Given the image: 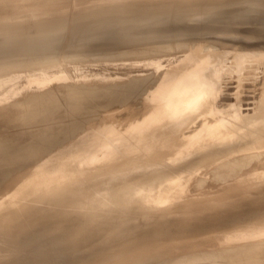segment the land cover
Masks as SVG:
<instances>
[{
    "label": "rangeland",
    "instance_id": "obj_1",
    "mask_svg": "<svg viewBox=\"0 0 264 264\" xmlns=\"http://www.w3.org/2000/svg\"><path fill=\"white\" fill-rule=\"evenodd\" d=\"M6 1H9V4ZM6 1L0 0V83H1L0 89H2L1 88L2 85H3L2 86L3 89L6 87L0 93V114H1L0 115V127H1L0 128V133H1L0 138L3 137L2 136L3 133H4L3 134L4 136H10V135L13 136V134H15L14 136L16 138L19 136V138H17L19 141L16 139L18 141L17 143L21 144V140L23 138L24 139L22 141L27 142V140H29L31 136L33 137L36 133H38V131L39 132L41 131L40 129L38 130V128L40 127L39 124L42 126L40 127L42 128V130H44L46 126H50V125H52V129L53 127L55 128L54 125H56L58 121L61 123L57 124L59 126L55 128L56 130L57 128L64 126L65 122L68 123L69 125L71 122V118H72V117L70 118V116L73 114L72 109L73 108L75 109V107H77L78 105L80 106L81 102L82 104H84L86 103V101L87 102L90 101L89 102L90 104L91 101L97 99V96H98L97 101L98 102L101 101L100 100V98H102L101 95L103 93L110 92L111 91L110 89L113 88V87L112 88L108 87L111 82L113 83L115 80L118 81V82H115L114 84L112 83L110 84L111 86L112 85L114 86L115 84L119 83V80L120 81L122 80L125 83H123L122 81L121 83L127 86V83L129 82L128 80L129 79L131 80L132 78L130 77L131 75H133V77H136V79L134 78L135 80L133 78L132 79L135 81L134 85L137 84L138 86V83H136L137 78L138 80H142L145 74V79H143V80H146V82L144 81L145 84L151 78L155 81L154 83L152 80L148 81V83L149 82H152V83L147 84L149 85V86L146 85L147 87L144 85L146 89H144L142 85L143 82L140 84L142 85L140 86L141 89L139 86H138V89L137 87L133 85L132 87H129L131 86L130 85L131 83H128L129 86L125 87L127 89L128 88L130 89L128 90L131 92L129 94H131L130 96H132V98L134 97L135 99L137 97L141 99V96L143 95V92H144V95H143L144 100L141 99L139 101L141 102V104L137 101L138 98L136 99L138 103L134 101L135 99L130 100L131 97L129 98L128 96L127 97L129 99H127L126 97L121 98V96L122 97L124 96V92L126 91L125 89V91L122 93V90H120L121 92L118 90L119 87H122L121 83H119L118 85L119 87L116 85L117 89L116 88L112 89L114 92L117 90L118 91L117 94L119 92L122 94V95L120 93L118 94L120 95L119 97L120 99L118 98L117 94L113 98L114 94L112 93H111L112 96L110 95L112 98L107 97L106 95H109L107 93L105 96L103 94V97H107L109 99L102 98V100L105 99L104 100L105 103H108L109 101L110 107L112 106L111 109H115L114 106H116V110H113L114 112L117 111L115 112L116 114L112 113L113 111L110 108L109 109L107 108L109 105L106 104L107 106L103 107L102 104H100L102 102H100L99 104L103 108H101V106L98 107L97 101L95 102L96 105L94 104V101L92 102L94 104L93 106L98 108L99 111L96 108H94L92 105L89 108L87 107L89 106V104L88 105L86 104L87 106L84 104L85 109L89 108L88 111L92 112L93 108L94 110L96 109L95 111H93L94 113L88 114L89 122L88 121H86L87 123L85 122V120H88L86 119L87 117L83 119L84 122L88 125V127L91 126L90 122H93V123H102L103 126L101 127L102 125L101 124L100 127L103 128L105 121L106 122L111 121L110 124L106 123L105 127L107 126V128L105 127L103 128V130H105L104 132H101L102 129L99 128V125L98 126L97 124L93 125L92 123V126H95V129L98 127L97 128L98 137H97L96 131L94 132V127L91 126L93 131L90 128L88 130L89 131L91 130L92 132L90 133L91 134L93 133L94 135L92 134L93 135L92 136L91 134H89V131L86 137L84 134V137L89 141V143L93 142V145L91 143L90 147L96 146L95 143L98 144L100 139H101V142L104 139L107 140L109 137L107 138L106 136H109V135L113 136L115 133L122 134V135L124 133L129 138L127 134V131L129 130V124H127L129 123L128 117L130 116L131 118L137 115L138 118L134 117L133 120L140 119L138 116L139 113L138 112L137 114L132 113V110L134 109L135 111L136 110L140 111L139 109L141 107L139 108V106L143 105L142 101H144L143 106L145 109H146L145 106L147 105L148 107H150V104L157 105V104L162 103V100H161L162 98L155 99L154 101L150 100L154 94H155L154 96L158 95L156 92L158 91L160 85L161 86L168 85L171 82L170 80H172L171 76L177 73L179 69H182L184 67H191V66H192L191 68L201 67V68H205V71L209 69V72L211 73L213 71H215V73H218L219 77L218 79H216L214 83V91L212 92L211 99L213 101V104L217 107L219 111H221L222 114L227 115L229 113H232L233 110H235L236 108L237 109L239 108L241 116L249 117V116L256 114L259 110L258 109L259 104L261 102L262 97L264 96V93H263L264 92V88H263L264 82H262L264 81V0H69V1L56 0V2L58 1L57 3L49 4V5L47 1H50V0H47V1L45 0V2L44 0L43 1H40V0L38 1L37 0L36 1L35 0H20V1L19 0L17 1L16 0H6ZM5 2L7 3V5ZM148 3H153V5L146 6V4ZM14 6L15 8L17 6L18 8L16 9L10 8ZM68 6L71 8H69ZM111 6H122V8L118 10L108 9ZM8 14H12V15H8ZM82 18H85V20H79ZM61 20L66 21L64 23L65 27L64 29L60 28V30H58V27L61 26L59 24ZM98 21H102L103 24L98 26V28H96L95 31H93L92 33H89V31L93 29L92 25ZM46 22H48L47 27H49V30L52 31L51 33L53 34L51 38H56V39L48 40L44 43L39 42V43H33L31 45H28L27 44L28 38L39 37L40 36L39 33L41 32V29H42L41 25ZM21 29H26L27 35L15 37L12 39H7L5 37L8 32L15 31V30H21ZM164 55L166 56L164 57ZM237 55H244L246 57L245 61H243L245 68L242 69V71L241 69H239V71H236V68L238 67V64H236V61H235ZM217 59L219 60L217 61ZM64 61L65 63H63ZM109 62H112L110 64H112L113 68L110 66ZM119 62L122 64L120 65ZM91 63L95 64L96 68H98L99 66V69L95 70L96 69L95 68L92 70V67L94 68L95 66L92 65ZM126 63L129 65L131 63L130 66L129 65L124 66L125 70H127L126 72L127 73H129L128 71L134 72L132 74L131 72L129 73V76H128L129 79L128 77H126L127 73L124 72L125 70L123 69L124 68L123 65H126ZM198 63L200 64L199 66H198ZM60 64H62L61 67L58 66ZM85 64L87 65L91 64L92 67L90 65V66H87L88 67L87 68ZM73 65H74V68L72 67ZM106 65L110 66L112 69L110 67L105 68L107 67ZM119 65L121 67H119ZM46 66H48L51 70L49 68H46ZM41 67H44V68H41ZM103 67L106 70L108 69L109 71L111 69V72L116 67L115 70L119 68V71L114 70L115 72L113 71L114 73L112 72V74H110L108 73L109 71L107 70V72L105 71L106 73L104 74L103 70L105 69ZM130 67H131V70L129 69ZM39 68L41 70H39ZM61 68L62 69L64 68V69L62 70ZM69 68H71V71ZM76 68L79 70L76 71ZM82 68L83 70H81ZM37 69H38L39 74L37 73ZM48 69L50 71H47ZM60 69L62 72L58 71ZM65 69H67L68 72ZM72 69H75V70H72ZM86 69L87 71H85ZM19 70L21 72H18ZM22 70H24V72ZM42 70L44 71V73L42 72ZM80 70L83 72H81ZM94 70L96 71L97 74L95 73ZM134 70L137 71V75L139 72L140 73L142 72V74L139 73L140 75L136 76L135 74L136 72ZM30 71H33V72L30 73ZM46 71H47V74L54 73V72L56 74L54 73L55 76H53L54 74L53 75L50 74V76L48 77V75L46 74ZM122 71L124 72L125 75L122 73ZM153 71L155 75L153 74ZM70 72L74 73L73 77H72V73ZM75 72H77L79 76L77 73L75 74ZM99 72H102V73H99ZM117 72H119V74L121 73L122 74L119 75L117 74ZM147 73L148 74L152 73V74L148 75ZM43 74H45L47 77L44 76ZM108 74H109V79H108ZM24 75H26L25 76L26 78L23 77ZM112 75H115L114 76L115 78L120 77L121 79L119 78L118 80L117 79L114 80V77H112ZM147 75L148 77H146ZM102 76L105 78L107 77V79H104ZM154 76L156 77V79L160 77L159 80L158 81L155 80ZM20 77H21V80H20ZM99 77L100 79L101 78L103 79V80L101 79L103 82H101L100 79L98 80ZM139 77L140 78L143 77V78L140 79ZM16 78H18L17 81L19 82L16 81ZM29 78H30V81L32 82L30 81L28 82ZM34 78H35V81H34ZM80 78L82 80H80ZM87 78L91 79L90 81L93 80L92 83H90ZM147 78L149 79L147 80ZM75 79H77L78 82L75 81ZM96 79H97V82H96ZM110 79L112 81L107 83L108 81H110ZM10 80H11V84L9 85ZM13 80H15L16 82ZM72 80L73 82L74 81L76 82V85L74 84L75 82L73 83L74 86L66 83V81L70 83V81L72 82ZM12 81L14 83H12ZM99 81L100 83H103L102 85L107 84L106 87L104 86L105 92L103 93L101 92L103 90V86L100 84L99 87H97L99 84ZM134 81H130V82H134ZM2 82L6 84L7 86H5ZM49 82L51 84L53 82V84L51 85ZM55 82L57 83L56 88H55V90L57 89L56 93L57 95L61 96V97L59 96L60 98L59 97L57 98V95H56V100L58 102L57 105L59 104V102L60 104L63 102L65 106H68L66 105V104H70L67 102L68 98L73 99L74 97L78 96L76 100L69 99V102H71L72 100L71 104L76 101V104L74 103V105H72L73 108L70 107L71 104L68 106V109L66 108L67 110H69V108H72L70 109L71 111L69 112L65 111L64 109L65 106L61 107L60 104L59 106H57V108L55 107L56 109L59 108L60 110L62 108L61 114H58L60 116V119L59 117H57L58 119L55 118L58 113V112L56 113V111H58L56 109H55L56 110L55 113L53 112L56 115H50L52 114V112H50L51 109L46 111V113H48L49 111V114H46L43 111L40 112L41 114L45 113L47 115V116L45 114L43 115V117L45 116L44 117L45 119L42 117L44 122L46 121L48 115H50L52 118L55 116L53 119L48 118L49 120L51 119L54 121L50 120L51 122L49 123V120H48L47 122L49 124L45 122L47 123V125L44 124L43 120H41L40 113H39L40 115H37V118L34 117L35 121L31 119V120H28L29 122L31 121L30 123L25 122V121H20L21 123L17 122L20 125L17 123H12V124L8 123L9 120L6 118L8 120L7 121L5 118H3L5 117V115H8V114H14V115L19 116V114L23 113L20 110L21 108L20 105H23L24 101L20 100L21 99L20 95L23 92H25V90L27 93V94L25 93L27 95V99H31L28 97H32V96L35 97L38 94L39 91L36 90L37 87H38L37 89H39L40 91L46 88L48 93L49 92L51 93L52 91L55 92L53 88V86L55 87V84H56ZM62 82L65 83L64 86L67 85L68 88H71L70 86L73 87L71 88V91H69L70 89L68 90L67 87L65 86V88L69 92H71V95H69L70 93L69 94L66 93L67 90L65 91V94L67 95L65 94L61 95L64 93V92L61 93L62 90L64 91L63 89L64 86L63 84H61ZM81 82L82 83L86 82V85H88L89 83L90 84L89 87L91 91L94 90L95 88L98 89L102 86L101 91H100L101 88L98 89L101 93L97 91L98 93H95L96 94L95 95L93 92L88 91L86 94L87 97H85L84 96L85 94H83L82 92H81L82 94L78 92L79 90H82V89H83L82 91L86 92L87 90H89L88 89L89 87L84 84L86 86L85 87L86 90H85L84 85ZM94 82L98 84L93 85ZM58 83H60L59 86H58ZM77 83L82 84L83 86L82 85L79 86L77 85ZM45 84H48V85H46L45 87ZM206 84L208 83L206 82ZM50 85L53 88L52 91H51ZM32 86L35 87L33 88L35 91L31 88ZM43 86L45 88H42ZM148 87L150 88L147 89ZM28 88L31 91H29ZM106 88H108L110 91H107ZM74 89L76 93H73ZM133 89H134L133 93L135 92V89H137L138 91L141 90L138 93L136 90L135 92L136 97L135 95L134 96L132 95ZM58 90H61V92ZM28 91L31 94L28 93ZM47 91L43 90L41 93L39 92V94L44 96L43 92L47 93ZM128 91L125 92V95L127 94ZM145 91L147 95L145 94ZM17 93L20 94L19 97L17 96L18 95ZM90 93L91 94L93 93L96 98L93 97L94 96L93 94L90 95ZM25 94L23 93L21 95V97L23 96L22 98L23 100L26 98V96H24ZM72 94L74 95L76 94V96ZM79 95H80V98L83 97L86 100L84 99L83 101L82 100L83 98H82L81 99L82 101H79L80 100ZM13 97L14 98L18 97V98L12 99ZM88 97H91L92 99ZM115 98H116V102H120V103L123 102V105L126 102L121 101V100L126 98L127 105L125 104L124 105L125 107H124L122 104H119V103L117 104L114 101ZM77 99H79L78 103H77ZM110 99L111 101L113 99V101L117 105L113 104L114 103L113 101L112 103H110L111 102ZM145 99L148 103L149 102L150 103L146 105L147 102L145 101ZM11 100L13 101L11 102ZM16 100L17 102L20 100L21 103L18 102V104H16L17 103ZM63 100L64 101L66 100L67 103L64 102ZM128 100H130L131 102L134 101L135 103L133 102L131 104L130 102V105H129ZM104 101H103V104H105ZM14 102L15 104H11ZM84 105H81V106L84 107ZM118 106H120L121 109ZM128 106L129 108L126 109V107ZM130 106L131 108L133 107V109H131ZM122 107H124V109L126 110L129 109L128 110L129 112L131 111V115L126 114L127 119H125L126 111L123 110ZM16 108H18V111ZM104 109L106 112L104 111ZM53 110L54 109L52 108V111ZM110 110L111 112H109ZM122 110L125 112L123 113ZM64 111L68 113H72V114L67 113L68 115H65L66 113H64ZM75 111L76 110H74V112ZM118 111L122 113H118ZM96 112L97 114L101 112L103 113L98 114L99 116L96 114L97 117H94L96 116L95 115ZM109 113L111 116H113V118L112 117L110 118L112 120L108 118L110 116H107V118L105 119L106 114H109ZM63 114L65 115L64 117L65 119H68V116L70 119L64 120V118L62 117ZM114 114L117 116L119 114L120 115L118 117L117 116L114 117ZM91 115H94V116H91ZM22 116H24V113L22 114ZM38 116L40 117V119ZM90 117H91V120H90ZM115 118H118L116 119L117 121L115 120ZM122 118H124V120H126L127 123H125L126 121H124ZM2 119L5 120V122ZM36 119L38 120V122L40 120L42 122L40 121L39 123H37ZM95 119H98L99 122H97ZM194 119L185 121L183 123L182 121H178L177 122L178 127H176L174 121H170V123H167L164 127H162L163 129L162 132L168 131V133L166 132L168 134V137L170 136L169 130L174 131L178 135L177 136L174 132L173 133L170 132L171 134H173L170 137L172 136L175 137L174 135H176V139L174 138V141L172 140L173 143L175 142L176 144L177 142L179 143V141H181L180 145H182V141H183L184 145H182L183 147H181L177 143L180 146V149H178L179 147L175 146V144L172 145L173 143L171 144L170 142L168 143V145L174 146L175 149L176 148L178 149V151H176L172 147L176 155H174L173 153L174 151L172 152L173 154L169 152L172 156H175V157H172L171 159L170 158L171 155L169 153H165L166 151H164V153L166 154L165 155L162 152V149H163L162 147H164V149L167 150V148H171V146L170 147L164 146L167 144L165 142H162V143H165L163 145L161 144L162 147L161 145L157 144L158 147L160 146L161 150H156L157 147H155L156 148L155 153H153L152 155L155 156L156 151H158L157 153L161 151L160 152L161 154H158V158H159V159L157 158L158 160L156 159L157 154L155 158H153V156L151 155L152 161L154 163L151 160L150 161L148 160L147 162L146 160L147 158L145 157L147 155L146 153H145V156H143L144 154H142V156L146 159L143 158V160H140L141 157L139 158L137 156H134L135 157L134 159H136L134 161L132 158L133 155L129 154L132 156L130 157L127 154V152H124L123 151L124 149L120 147L122 151H120L119 154L118 153L117 154L121 157H122V154H123V157H125L124 154H126L127 156L123 158L125 162H121L118 165L116 162L119 161L117 160L119 157L116 154V152H115L116 156L111 157L114 154H112L109 149H112L113 146H115L114 144H111V143L103 147L96 146L95 147L96 149L90 148L92 151L94 150L93 152L90 151V149L87 150L88 146L87 147L86 145L83 146L84 144L82 145L83 147L79 146L82 148V150L85 147L86 149L84 150H86L87 152L90 151L88 152L89 156L90 155L92 156L88 158L87 156L88 153L86 154V151H85L83 156L86 155V157L84 158L81 155V152L83 153L84 150L81 151L80 150L81 148L78 147L81 152L78 151L76 145L74 144L75 142H77L76 140H78V138L82 134L75 133L76 135H72L75 139L74 141H73V138H70L72 136H69L68 134L69 136L68 138L70 140H67L66 142L65 141L59 142V140H63L62 136H64V138L65 137L67 138V136L61 135V131H60V134H59L61 137L60 139L58 135L59 133L58 130L60 129H58L57 132H55V129H53L52 132L53 133L55 132L53 134V137L54 139L57 138L56 141L58 140L57 142L54 140L56 143L60 144L62 142L64 144L62 145L61 143L62 148L64 146L66 147V145H68L69 147H72L71 145L73 144V146L75 147V149H73V152L76 154L73 156L75 157L79 153L78 154L79 156L75 157L74 159V157L71 155L73 154V152H71V150H67L71 148L67 146L68 148L66 150L68 152L66 150L65 152L64 151L65 148L62 150V148L58 146V144L56 146L59 147L60 150H62L61 152L57 148L54 149L56 152H54V150L50 151V154L52 155V157L54 155L56 156L58 151H59L58 155L62 157L65 154L64 157L70 158V160H68L67 158L64 159V157L63 158L60 157L59 162L61 163L62 160L63 161L65 160L64 161L65 163H67L66 161H68L69 165H71L72 167L74 165V167H76L74 169V172H75L74 173L73 170L71 171L72 168L71 167L67 168V166L69 165H66V168L68 169V171L70 170L72 173L71 174L70 171L68 172L66 170L68 173H70L68 174V176L79 178L78 181L73 185L76 191L74 194L67 193L63 195H46L40 198L41 200L37 201L36 203H32L33 205H30L31 207L30 210L34 209L33 212L35 213H31L32 211H30V213L26 211L27 212V214L25 212L26 215L22 213V215L25 216L24 218H22V215L19 216L20 218H19L18 223L16 221L14 223L8 224L5 227H0V264H46V263L47 264H170V263L171 264L173 263L174 264H226L228 261L229 263L227 264H234L235 261L236 263L238 262V264L240 263L245 264V262H239V261L249 260L250 257H255V258L260 257L263 260L261 261V263L264 264V259H263L264 255L258 256L257 254V256L256 255L253 256L254 254L252 255V253L247 252V250L249 251L252 250L254 246L252 244L253 243L255 244L256 241L259 242L257 243L258 246H261L258 248L256 244L255 245L256 249L262 248V250L264 251L263 249L264 247L263 246L264 245V190H263L264 188V167H263L264 166L263 165L264 164V148H246V147H249L248 145L243 146V147H241L240 145L237 147L230 148L229 144L232 145L234 143L235 138H233V141L232 142L230 141V143H226L227 141H225L224 143L222 141V145H221V142L218 141L217 145H214L212 147H207L206 148L207 151L202 150L199 153H193V154L186 155V153H184L185 150L188 148V145L190 144V142L193 141V138L196 135V133L201 129L199 118L198 119L194 118ZM118 120L127 124L126 129L123 128V126L120 127L122 123L120 122L121 124H119ZM32 121H34L33 124H32ZM55 121L57 123H55ZM63 121L65 122L62 124ZM113 121L114 122L116 121L115 123H117V126H114L115 130H112L113 128L112 129L108 128V126H110ZM84 122L82 123L85 124ZM41 123H43L45 126H43V124ZM36 124L38 126H34ZM6 125H9V127H7ZM21 125L22 127L24 125V127L22 128ZM25 125H28V126L32 125V127L36 129L35 132L34 130H31L32 127L29 129V127H26ZM13 126H15V128ZM118 126L120 127L121 130L118 128ZM10 127L12 129L11 131H10ZM184 127L185 128L187 127V129H185ZM21 128L24 130H22ZM26 128H28L29 132H31L30 134L28 130H26ZM108 129H111V130L109 131ZM116 129L117 131L119 130L120 132L118 133ZM123 129H125L126 131ZM242 129L238 130V133H243ZM122 130H123V133H121ZM18 131L19 133L23 131L25 133L24 134L22 132L24 136L27 133L28 139L27 137H24V136L22 137L21 135L22 133L19 134L17 133ZM106 131L109 135H107V133L104 134V136L106 135L105 136L106 138L103 139L102 133H105ZM186 131H188V133ZM32 132H34L35 134ZM183 132H186L187 134ZM180 133L182 136L180 135ZM261 133L262 132L258 131V132H254L250 134L247 137H242L240 139V142H238L237 144L244 145V143H247V140L248 142L250 141V142L256 143V141L263 139L262 137H264V133L262 134ZM95 134H96V141L94 139ZM183 134L186 136L184 137ZM188 134H189V137H187ZM99 135L101 136V138ZM75 136L76 137L78 136V137L76 138ZM90 136H92L93 139ZM114 137L115 135L113 136V138ZM80 138H83V135ZM98 138L100 139L98 140ZM128 138L124 136V139H128ZM187 138L188 140H186ZM251 138H253L254 140ZM30 140H32V138ZM70 141H72L73 143H71ZM88 141L86 142L87 145L89 144ZM185 141H187L188 143L186 142L187 143L186 144ZM67 142L69 143L67 144ZM17 143L11 146L12 147L10 148L11 153L14 152V150L18 151L20 149L21 145ZM213 144H215V141H213ZM234 144L237 145L236 143ZM107 146L108 147L110 146L111 148H108ZM190 146L191 145H189V147ZM105 147H107L106 148L107 150H105V154H107L106 151H108V154H107L108 159L106 158V155L104 154L100 155L102 151L99 153V151L102 150V148L104 150ZM216 147L218 149H216ZM113 149L115 151L116 147ZM75 150L78 152H76ZM168 150L172 151L171 149H168ZM180 150H182L183 152ZM209 150L211 152H209ZM69 151L71 154L69 153ZM96 151L98 152L96 153ZM52 152L55 154H53ZM121 152L123 153L120 155ZM11 153H10L11 160L9 159V162L5 161L6 166L4 165L2 161H1L2 165H0L1 166L0 167V172H1L0 182L4 180V179L2 180L3 170H5L4 175L6 172V176L4 177L3 175V178H6L7 176L9 177V178L8 177L6 178L7 182L4 181L5 184L4 182H2L3 184L0 183L1 184L0 190L3 191V192L0 191V214L10 208L11 210H15V208L19 207L20 200L14 201L13 197L14 195L19 196V193H20L19 191L23 189L26 185L31 183L30 181H32L31 180L32 176H34L33 179H35V175L37 176L40 173H44L47 170V168H49V171L51 169L53 170L54 168H52L51 164H53V167L57 165V167H55V170H53V173L58 174V172H56L57 170L60 171L61 173H64V171L60 169L61 167H65V163L63 162L64 163L63 166H61L60 163L58 165L57 164L58 159H55V164L54 162H52L54 160L52 161L50 160L51 161L50 162L49 159H53V158L51 157V155H49V152H48V163L49 164L47 163V160L45 161L43 160L44 158L43 155H41L40 158L43 160L42 162L44 163L41 162V159L36 154L34 155V158L40 159V162H39V159L37 162L38 166H37V163L34 164L37 161V159L34 160L33 157H30L31 159L33 158L34 162H30V161L27 162L30 159V158H27V161L24 162L25 165H27V168L25 165H23L24 163L21 165L20 162L13 163L12 166H8V165H11L10 162L12 163L13 160H16V159H12V156H14L15 152L12 153L13 154L12 156H11ZM62 153L63 155H61ZM93 153H96V154L92 155ZM98 153H99V157H96L95 155L98 156ZM206 153L207 155L209 154L213 155L211 157V161L201 162L202 158L206 156ZM109 154L111 156H108ZM224 154L228 160L225 157H223ZM254 154L255 155L257 154V155L255 156ZM103 155L107 161L105 159H102ZM159 155H163V157L166 156V158L164 157L165 160L168 158V155H169V158H168L169 160L167 161L164 160L165 161L164 162L162 161L163 157H161L162 159L161 160ZM221 155L222 157H220ZM250 155L255 158V161H254V158L251 157ZM80 156L84 158L83 160H81L82 159L81 158L80 159L81 161L79 160ZM148 156L150 155L148 154L147 157ZM234 156L236 157L234 158ZM242 156L243 157L247 156L246 157L247 160L249 158L251 159L247 161V160H244L245 158H241ZM109 157H111V159ZM213 157H215V159ZM230 157L231 159H229ZM239 157H240V160H239ZM129 158H130V161L132 159L133 162H136V163L132 162V164H128L126 160L129 161ZM220 158L221 159L225 158V159L221 161ZM113 159H115L116 162H114L115 164H113V167L110 170L109 168L110 166H112V162L115 161ZM73 160H75V163L73 162ZM104 160L107 163L108 161H110L111 163L109 162L107 164ZM139 160L143 162L146 161V164L142 163L143 165L145 164L143 166L142 164H140L141 162ZM190 160L193 165L190 163ZM69 161H71L73 165ZM45 162H46V165H45ZM103 162H105L104 165L106 164L107 166L110 165L108 166L109 170L106 169L107 166H105L106 168L102 166L104 168L102 169L101 164L103 165ZM149 162H151L150 163L151 165L148 164ZM248 162H249V165L251 166L254 165L252 166L253 168L255 167L256 164H259V163L260 164L259 166L256 165L257 167H255L254 169L253 168L251 169L250 168L251 166L246 164ZM252 162L253 163L255 162V164H251ZM31 163L34 164V166L33 165L30 166ZM79 163H80V166H79ZM186 163L190 165H187ZM213 163H216V165H214ZM75 164H78V165L75 166ZM116 164L118 166H116ZM177 164H179L180 167ZM14 165L16 168L14 167ZM35 165L38 167V169L41 167L38 172H36L38 169ZM40 165H42L43 167ZM81 165H82V168H79L81 167ZM87 165L88 166L94 165L95 167L90 166L92 168L91 169L92 171L90 170L86 171L84 167L86 168ZM114 165L116 166V168H114ZM186 165H187V169L189 168L188 170L186 169ZM17 166H19V171L17 170L18 168ZM203 166L204 168L202 169L201 167ZM12 167L13 169H11ZM100 167L102 170L100 169ZM182 167H185L183 168L184 171ZM14 168H15V171H14ZM20 168L21 170L26 169L27 171L24 170L23 172L22 170L21 172ZM96 168H99L100 170ZM93 169H96V173H94L95 170ZM255 169L259 170L260 172L258 171L256 172ZM7 170H8V174H7ZM10 170L14 171V174ZM34 170L36 173L35 175H34ZM41 170L43 172H40ZM52 170L51 172H49L50 174L52 173ZM97 170L100 173H97ZM171 170H173L174 172H172ZM156 171L157 172L161 171L163 173L147 176L149 175L148 173H152ZM10 173H12L13 176H11L12 174ZM16 173L18 175L16 176L17 180L13 178L15 177L14 175H16ZM30 173L32 174L29 176L28 174ZM45 173L49 175L48 170ZM170 173H172V176L170 175ZM24 176L28 177V179L30 180H27V178L25 179ZM194 176L196 177V179L191 178ZM153 177L157 179H153ZM229 177H231V182H232V179L234 178L232 184L235 187L232 184H230L231 183L230 181H228L229 183L225 182L224 184H227V185H224L225 187L224 186L222 187L223 181L225 180V178H228L230 180ZM10 179H11V182H10ZM22 179H25L29 181L30 183H28L25 180H24L25 183H23L24 181H21ZM244 180L246 181V183ZM234 182L238 184H235ZM19 183H21V185ZM129 183L140 184L138 188L133 191L134 195L132 196V199L137 200L135 201L134 206L122 205V207L118 208V210L116 208L113 210H109L108 206H105L103 205V203H101L103 199L112 198L111 194H115L114 190L117 189V187H121L123 184H129ZM199 183L201 186L199 185ZM219 184L221 187L218 186ZM203 185H205L204 188H202ZM230 186L234 187L233 191L231 190L232 188H230ZM228 187L230 189H228ZM175 188L176 190H174ZM214 189H217L218 192ZM218 189L220 190L223 189L222 193ZM258 189L261 192H258ZM228 190H231V191L229 192ZM224 191L226 193H223ZM256 191L258 194H256ZM16 192H19V193L15 194ZM26 196L28 198L31 195H26ZM184 201L186 204L182 203ZM38 202L40 204L43 203L42 205H40V208H39ZM188 202L189 204H187ZM34 206L37 207V209L32 208ZM50 208H52L55 211V213L52 212L53 211L52 209H51L52 211H50ZM225 208L227 209L229 213L226 211ZM39 209L42 213H45V214L46 212L47 213L52 212L50 213V215L52 214L55 217L57 216L56 217L57 220L52 218L54 216H50L49 214H48L49 218L48 217L46 218L45 216H47V214L44 216L43 214H41ZM93 209L94 211L95 210L96 211L93 212ZM56 212L59 214V216L58 214H56ZM38 214H40V217H38V219L41 218L43 220L39 221L36 218L37 216H39ZM93 215L97 217L95 221L91 220ZM50 218L51 220H49ZM37 220L39 222H37ZM28 221H31V222L30 224L26 225ZM83 225L87 226L86 229L76 232V230L81 228ZM204 237H205V242H208V244L211 246L209 245L207 246L206 243L203 246V244L201 245L202 242L199 243L200 240L201 241L204 240ZM16 239H19L18 241L19 243L17 244V246H15ZM240 239L242 242L240 241ZM252 240H253V243H250L252 242ZM188 241L190 242L188 243ZM210 242H212V244ZM216 242H218V244ZM242 243H245V244H242ZM190 244L191 246H189ZM239 244H242V248H243V249L241 248L242 251L240 249L241 245ZM250 245L252 246L250 247ZM183 247H185V249ZM190 247L192 248L191 251H190ZM245 247L246 248L248 247V249L246 250ZM178 248L179 249L183 248L184 250L187 249V252L183 251V249L179 250ZM236 248L238 250H236ZM233 251H236V252H233ZM178 252H180L181 254ZM245 252H246V255L244 254ZM185 256H186V260L181 261V259L184 258ZM236 257H239V258H236ZM256 261H259V260H256Z\"/></svg>",
    "mask_w": 264,
    "mask_h": 264
},
{
    "label": "bare ground",
    "instance_id": "obj_2",
    "mask_svg": "<svg viewBox=\"0 0 264 264\" xmlns=\"http://www.w3.org/2000/svg\"><path fill=\"white\" fill-rule=\"evenodd\" d=\"M6 1V0H5ZM17 1V0H16ZM20 1V0H19ZM36 1V0H35ZM38 1V0H37ZM40 1H43V0H40ZM47 1V0H46ZM60 1V0H59ZM62 1V0H61ZM67 1H69V0H67ZM3 2V1H2ZM6 2H8V4H9V1H6ZM5 2V3H6ZM11 2V1H10ZM44 2H45V0H44ZM43 2V3H44ZM58 2V1H57ZM56 2V0H52V2H51V0L50 1H47V3H48V5L49 4H54V3H57ZM74 2V1H73ZM4 3V4H5ZM14 3V2H13ZM92 3V2H91ZM90 3V4H91ZM3 4V3H2ZM89 4V3H88ZM6 5H7V3H6ZM47 5V4H46ZM80 5V4H79ZM82 5H84V4H82ZM86 5V4H85ZM153 5V3H148V4H146V6H152ZM69 7V6H68ZM74 7V6H73ZM10 8H15V6L14 7H10ZM16 8H18L17 6H16ZM15 8V9H16ZM20 8V7H19ZM25 8V7H24ZM69 8H71V7H69ZM122 8V6H111L110 8H108V9H111V10H118V9H121ZM29 9V8H28ZM61 9V8H60ZM59 9V10H60ZM67 9V8H66ZM18 13V12H17ZM16 14V13H15ZM122 14H123V12H122ZM3 15V14H2ZM7 15V14H6ZM8 15H12V14H8ZM79 20H85V18H82V19H79ZM66 21L65 20H61L60 21V25L61 26H59L58 27V30H60V28H63L64 29V27H65V25H64V23H65ZM103 24V22L102 21H98V22H96L95 24H93L92 25V27H93V29L91 30V31H89V33H92L93 31H95V29L96 28H98V26H100V25H102ZM4 25V24H3ZM42 29H41V32L39 33V37H33V38H28V40H27V44L28 45H31V44H33V43H39V42H41V43H44V42H46V41H48V40H55L56 38H51L52 37V31H50L49 30V27H47L48 26V22H46V23H43L42 25ZM27 30L26 29H21V30H15V31H10V32H8L7 34H6V38L7 39H12V38H15V37H19V36H23V35H27V32H26ZM166 55H164V57H165ZM169 57V56H168ZM222 58H224V57H222ZM122 59V58H121ZM166 59V58H165ZM245 59H246V57L244 56V55H237V57H236V64H238V67L236 68V71H239V69H241V71H242V69H244L245 68V66H244V62L243 61H245ZM118 60V59H117ZM120 60V59H119ZM123 60V59H122ZM171 60V59H170ZM219 59H217V61H218ZM263 60V59H262ZM116 61V60H115ZM76 62V61H75ZM80 62V61H79ZM63 63H65V61L63 62ZM107 63H108V61H107ZM110 63H112V62H109V64ZM114 63H116V62H114ZM113 63V64H114ZM125 63V62H124ZM123 63V64H124ZM132 63V62H131ZM131 63H130V65H131ZM191 63H193V62H191ZM220 63V62H219ZM82 64V63H81ZM92 64V63H91ZM90 64V65H91ZM119 64L121 65L122 63H120L119 62ZM190 64V63H189ZM61 65L62 64H60V65H58L59 67H61ZM67 65V64H66ZM70 65H72V64H70ZM74 65H75V63H74ZM74 65L72 66L73 68H74ZM86 65V67L87 66H90L89 64L87 65V64H85ZM84 65V66H85ZM92 65H94L95 66V64H92ZM92 65H91V67H92ZM102 65H104V64H102ZM108 65V64H107ZM106 65V66H107ZM118 65V64H117ZM116 65V66H117ZM119 65V67H121ZM127 65H129V64H127L126 63V65H123V67L124 66H127ZM129 65V66H130ZM156 65V64H155ZM158 65V64H157ZM179 65V64H178ZM200 64L198 63V66H199ZM68 66H69V64H68ZM82 66V65H81ZM83 66V67H84ZM110 66L112 67V64H110ZM110 66H107V67H105V68H108V67H110ZM190 66V65H189ZM195 66V65H194ZM54 67H55V65H54ZM67 67V66H66ZM76 67V66H75ZM79 67V66H78ZM103 67V68H104ZM110 67V68H111ZM137 67V66H136ZM139 67V66H138ZM192 67V66H191ZM191 67H184V68H182V69H179L178 71H177V73H175L173 76H171L172 77V80H170L171 82L168 84V85H160V87H159V89H158V91L156 92L158 95H156V96H152L151 97V99L150 100H152V101H154L155 99H161L162 100V103H160V104H155V105H151L150 104V107H148V105L147 104H149L147 101H146V99H145V101L147 102L146 103V105L147 106H145L146 107V109L144 108V101H142L143 102V105H141V106H139L138 104V106H139V110L140 111H138V110H134L133 109V107H135V106H133V105H131V106H133L132 108H131V106H130V108L131 109H133L132 110V113H135V114H137V112L139 113L138 114V116H139V118L140 119H136L137 120V122H136V120L134 121L133 120V118L135 117V118H138L137 117V115H132V116H134V117H131L130 118V116L128 117V122L129 123H127V121L126 120H124V118H122L124 121H126L125 123H127V124H129V130L127 131V134H128V136H129V138L127 137V135L126 134H124L123 133V130H125L126 129V126H127V124H125V123H123V122H121L122 121V119H121V121H119V124H121L122 123V125H120V127H122L123 126V128H125V129H123L122 130V132L121 133H123V135L122 134H117V133H115L114 135H115V137L113 138V136L112 135H109L108 133H107V131L105 132V133H102V137H103V139L104 138H108L107 140H102V142H101V136H100V138H98V140L100 139V144H99V142H98V144L97 143H95V145L96 146H106L107 144H109V143H111V144H114L115 146H113V148H115L116 147V149H115V151H114V149L112 150V149H109L110 150V152L112 153V154H114V155H108V156H111V157H113V156H116L115 155V152H116V154L118 153L119 154V152L120 151H122V149H124L123 151L124 152H127V154L129 155V154H131V155H133V157L131 156V155H129L130 157H132L133 158V160L135 161L136 159H134L135 157L134 156H137V157H141V159L140 160H143V156H145V153L148 155H150V156H148L147 157V155L145 156L146 158H144V159H146L147 160V162H148V160L150 161H152V157H151V155L153 154V153H155V147H157V149L156 150H161V148H160V146L158 147V145H163V144H165V143H167L166 145H164V146H171V145H168V143L170 142V144L171 143H173L172 142V140L174 141V138L176 139V133L174 132V131H171V130H169V134H170V136L171 135H173V134H171L170 132H174L176 135H174L175 137H168V131H166V132H162V127H164L167 123H170V121H174L175 122V125H176V127H178V125H177V122L178 121H182V123L183 122H185V121H189V120H191V119H194V118H196V119H198L199 118V122H200V126H201V129L196 133V135L194 136V138H193V141L192 142H190V144L189 145H191L190 147H189V145H188V148L185 150V152L184 153H186V155H189V154H193V153H199V152H201L202 150H206V148L207 147H212V146H214V145H217V142L218 141H220L221 142V145H222V141L225 143V141H227L226 143H230V141L232 142L233 141V138H235L234 139V143H238V142H240V139L242 138V137H247V136H249L250 134H252V133H254V132H262V133H264V96L262 97V99H261V102H260V104H259V107H258V112L256 113V114H254V115H252V116H249V117H243V116H241V113H240V110H239V108L237 109H235V110H233V112L232 113H229V114H227V115H224V114H222L221 113V111H219L218 109H217V107L213 104V101H212V99H211V95H212V92L214 91V83H215V81H216V79H218V73H215V71H213L212 73L211 72H209V69L207 70V71H205V68H201V67H197V68H191ZM205 67V66H204ZM41 68H44V67H41ZM46 68H49L48 66H46ZM88 68V67H87ZM96 68V66L93 68L92 67V70L93 69H95ZM100 68H101V66H100ZM104 68V69H105ZM113 68V67H112ZM111 68V69H112ZM118 68V67H117ZM34 69V68H33ZM50 69V68H49ZM47 70V71H50V70ZM62 69V68H61ZM61 69L60 70H58V71H60V72H62L61 71ZM64 69V68H63ZM62 69V70H63ZM68 69V68H67ZM67 69H65V70H67ZM70 69V71H71V68H69ZM99 69V66H98V68H96L95 70H98ZM111 69H110V71L108 72V73H110V74H112V72L116 69V67H115V69H113L112 70V72H111ZM124 70H125V67L123 68ZM122 69V70H123ZM130 70H131V67L129 68ZM132 69H134V68H132ZM26 70V69H25ZM31 70V69H30ZM39 70H41L40 68H39ZM46 70V69H45ZM72 70H75V69H72ZM77 70H79V69H77L76 68V71ZM81 70H83V68L81 69ZM80 70V71H81ZM91 70V69H90ZM94 70V71H95ZM102 70V69H101ZM107 70L105 69V70H103L104 71V74L107 72ZM118 71H119V68L117 69ZM117 70H115V71H117ZM135 70H136V68H135ZM134 70V71H135ZM191 70V71H190ZM23 72H24V70H22ZM34 71V70H33ZM33 71H30V73L31 72H33ZM47 71H46V74H47ZM54 71H55V69H54ZM53 71V72H54ZM85 71H87V69L85 70ZM84 71V72H85ZM93 71V72H94ZM106 71V72H105ZM114 71V72H115ZM127 70H125L124 72H126ZM137 71H138V69H137ZM137 71H135L136 73V76H138V75H140V74H142V72L139 74L138 73V75H137ZM142 71H143V69H142ZM18 72H21L20 70L18 71ZM28 72V71H27ZM35 72H36V70H35ZM34 72V73H35ZM41 72V71H40ZM42 72L44 73V71L42 70ZM67 72H68V70H67ZM67 72H65V73H67ZM73 72V71H72ZM72 72H70V73H72ZM81 72H83V71H81ZM80 72V73H81ZM89 72V71H88ZM113 72V73H114ZM124 72L122 71V73L124 74ZM129 73L131 72V74L132 73H134V72H132V71H128ZM145 72V71H144ZM13 73V72H12ZM26 73V72H25ZM33 73V74H34ZM37 73H38V69H37ZM36 73V74H37ZM55 73V72H54ZM54 73H48L47 75H48V77L50 76V74H54ZM77 72H75V74H76ZM92 73V72H91ZM95 73H96V71H95ZM99 73H102V72H99ZM121 73V74H122ZM127 73V72H126ZM129 73H127L126 75V77H128L129 76ZM157 73V72H156ZM29 74V73H28ZM35 74V75H36ZM39 74V73H38ZM37 74V75H38ZM42 74V73H41ZM56 74V73H55ZM55 74L53 75V76H55ZM58 74V73H57ZM61 74V73H60ZM74 73H72V77L74 76L73 75ZM78 74V73H77ZM93 74V73H92ZM97 74V73H96ZM117 74H119V72H117ZM116 74V75H117ZM121 74H119V75H121ZM135 74H134V76H135ZM148 74V73H147ZM152 74V73H151ZM151 74H148V75H151ZM153 74H154V71H153ZM239 74H241V73H239ZM44 76H46L45 74H43ZM86 75V74H85ZM91 75V74H90ZM125 75V74H124ZM123 75V76H124ZM148 75L146 76V77H148ZM155 75V74H154ZM26 75H24L23 77H25ZM33 76V75H32ZM43 76V77H44ZM77 76V75H76ZM78 76H79V74H78ZM105 76H107V75H105ZM115 75H112V77H114ZM118 76V75H117ZM157 76V75H156ZM39 77H41V76H39ZM47 77V76H46ZM85 77V76H84ZM94 77V76H93ZM93 77H91V78H93ZM103 77V76H102ZM130 77H132L133 79L135 78L136 79V77H133V75H131ZM149 77H151V76H149ZM152 77H153V75H152ZM26 78V77H25ZM31 78V77H30ZM30 78H29V80H28V82L30 81ZM33 78V77H32ZM75 78V77H74ZM78 78V77H77ZM104 79H107V77L105 78V77H103ZM120 78V77H119ZM119 78H115L114 77V80L115 79H119ZM124 78V77H123ZM122 78V79H123ZM131 78V80L129 79V77H128V83H131L130 85L131 86H129V84L127 83V86H125V85H123L122 83H121V81L119 80V83H121L120 85L124 88H122V87H119L118 85H119V83H117V84H115L114 86L112 85H110L112 82V80L110 79V81H108L107 83H109V82H111L110 84H109V86L108 87H110V88H112V89H114V88H116L117 89V86L119 87V91L120 90H122V93L125 91V89H126V91H128V90H130L129 88L127 89V88H125V87H132V85L133 86H135V87H137V89H138V86L140 87V86H142L143 85V87H144V89H146L145 88V86L147 85V84H149V83H152V82H149L148 83V81H150V80H152L153 81V83L155 82L152 78L151 79H149V78H147V83L145 84L144 83V81L146 82V80H143V79H145V74H144V78L143 77H139L140 79H142V80H138V78H137V82L136 83H138V86H137V84H135L134 85V83H135V79L133 80ZM154 78H155V80H159V78L158 79H156V77L154 76ZM17 79L18 78H16V81H17ZM23 79V78H22ZM37 79V78H36ZM42 79V78H41ZM70 79H71V77H70ZM88 79V81L90 82V83H92V81H90L91 79H89V78H87ZM95 79V78H94ZM100 79V77L98 78V80ZM102 79V78H101ZM100 79V81L101 82H103L102 80ZM108 79H109V74H108ZM113 79V78H112ZM121 79V78H120ZM125 79H127V78H125ZM20 80H21V77H20ZM33 80V79H32ZM38 80V79H37ZM40 80V79H39ZM43 80V79H42ZM45 80V79H44ZM67 80V79H66ZM80 80H82L81 78H80ZM124 80V79H123ZM164 80V79H163ZM9 81V80H8ZM8 81H6V82H8ZM13 81H15V80H13ZM12 81V83H14ZM15 81V82H16ZM25 81V80H24ZM34 81H35V78H34ZM41 81V80H40ZM39 81V82H40ZM69 81V80H68ZM75 81H77V79H75ZM74 81V82H75ZM84 81H86V80H84ZM95 81V80H94ZM100 81H99V84L98 83H96L97 82V79H96V82H94L93 83V85H95V84H98V86L97 87H99V85L101 84H103V83H100ZM130 81H134V82H130ZM138 81H140V82H138ZM212 81H214V82H212ZM17 82H19V81H17ZM30 82H32V81H30ZM57 82V81H56ZM55 82V83H56ZM59 82V81H58ZM63 82H65V81H63ZM61 83V84H63V86H64V84L65 83ZM73 80H72V82L70 81V83L69 82H67L66 81V83L67 84H69V85H73ZM78 82V81H77ZM83 82V81H82ZM81 82V83H82ZM105 82V81H104ZM115 82H118V81H114L112 84H114ZM123 82V81H122ZM127 82V81H126ZM143 82V84L142 85H140L141 83ZM206 82L208 83V84H206ZM262 82H264V81H262ZM3 83V82H2ZM26 83V82H25ZM50 83V82H49ZM79 83H80V81H79ZM123 83H125V82H123ZM1 84V83H0ZM4 84V83H3ZM11 84V80H10V83H9V85ZM43 84V83H42ZM51 84V83H50ZM52 84H53V82H52ZM51 84V85H52ZM59 84L60 83H58V86H59ZM75 85H76V82L74 83ZM83 85L85 84L86 85V82L85 83H82ZM82 84H78L77 83V85H79V86H81ZM263 84V83H262ZM5 86H7L6 84H4ZM34 85V84H33ZM46 85H48V84H45V87H46ZM50 85V86H51ZM56 85H57V83L55 84V87L53 86V88H54V90H55V88H56ZM82 85V86H83ZM84 85V89H85V87L86 86H90V84L88 83V85H86L85 86ZM117 85V86H116ZM145 85V86H144ZM3 86V85H2ZM1 86V88L2 89H0V93H1V91L2 90H4L3 89V87ZM40 86H42V85H40ZM62 86V87H63ZM66 87H67V85H65ZM65 86H64V91L62 90V92H61V90H58V91H60L61 93H63V94H61V95H64L65 94V91L68 89H70L69 91H71V88H73L72 86H70L71 88H68L67 87V89L65 88ZM74 86V85H73ZM78 86V87H79ZM102 86H103V90H102ZM100 88H98V89H100V91L103 93V92H105V87L107 86V84L105 85H102ZM105 86V87H104ZM116 86V87H115ZM147 86H149V85H147ZM146 86V87H147ZM44 86L42 87V88H45ZM61 87V88H62ZM77 87V86H76ZM87 87V88H88ZM134 87V88H135ZM27 88V87H26ZM30 88V87H29ZM29 88H28V90H29ZM32 89L33 88H35L34 86H32L31 87ZM30 88V89H31ZM38 88V87H37ZM36 88V90H38L40 93L43 91V90H45V91H47L46 90V88L45 89H43V90H39V89H37ZM51 88V91H52V86L50 87ZM49 88V89H50ZM60 88V89H61ZM82 88V87H81ZM121 88V89H120ZM150 87H148L147 89H149ZM264 88V87H263ZM31 89V90H32ZM40 89H41V87H40ZM79 89V88H78ZM89 90H87L86 92L85 91H82V90H79V92L78 93H83V94H85L84 96L85 97H87V92L89 91H91L90 90V87L88 88ZM98 89H94V90H92L91 92H93L94 94L95 93H101ZM107 89V91H110V92H106L107 94H109V95H106V93H103L104 94V96L106 95L107 97H111L112 96V94H114V96H113V98L116 96V94H117V90L114 92L112 89H108V88H106ZM137 89H135V92H136V90ZM140 89H141V87H140ZM31 90H29V91H31ZM34 90V89H33ZM57 90V89H56ZM56 90H55V92H49L48 93V91H47V93L45 94L44 92H43V94H44V96H42L41 94H39V92H38V94L37 95H39V96H32V97H34V98H32V97H28V98H31V99H27V93H26V90H25V92H23L25 95L24 96H26V98L23 100L22 98H23V96L21 97V95L23 94L21 91V95L20 94H16L18 97H19V95H20V100H22V101H24L23 102V105H20V110H21V112H23L24 113V116H22V114H19V116L18 115H14V114H8V115H5V117H3V118H7L8 120H9V122L8 123H17V122H20V121H25V122H29L28 120H31V119H33L34 120V117H36L37 118V115H40L41 113V111H43V112H45L46 113V111L47 110H49V109H51V111L50 112H52V114H50V115H56V114H54L55 113V111L56 110H58V111H56V113H57V115H56V117L55 118H57V117H59V119H60V116L58 115V114H61V112H62V106L64 107L65 105L63 104V102L60 104V102H59V104L61 105V110L58 108V109H56L57 108V106H59V104L57 105V100H56V95H57V93H56ZM66 91V93L67 94H69V95H71V92H69V91ZM86 90V89H85ZM28 91V93H30ZM35 91V90H34ZM74 91V92H73ZM72 92L73 93H76L75 92V89L73 90ZM94 91H96V92H94ZM98 91V92H97ZM125 91V92H126ZM133 91H134V89L132 90V95L134 96L135 95V92L133 93ZM141 91V90H140ZM140 91H138L137 90V93L138 92H140ZM144 91V90H143ZM142 91V92H143ZM85 92V93H84ZM114 92V93H113ZM121 92V91H120ZM119 92V93H120ZM125 92H124V96L122 97L121 96V98H124V97H126L127 99H129L130 97V100L131 99H135L134 97L132 98V96H130L131 94H129V93H131L130 91H128L127 92V94L125 95ZM141 92V93H142ZM35 93V92H34ZM36 93H37V91H36ZM35 93V94H36ZM56 93V94H55ZM81 93V94H82ZM92 93V94H93ZM112 93V94H111ZM118 93V94H119ZM264 93V92H263ZM31 94V93H30ZM67 94H65V95H67ZM91 93H90V95H92ZM93 94V95H94ZM103 94L101 95L102 96V98H106V99H109V98H107V97H103ZM117 94V95H118ZM121 94V93H120ZM145 94H146V91H145ZM32 95H34V94H32ZM41 95V96H40ZM72 95H74V94H72ZM96 95V94H95ZM95 95L93 96L94 98H96L95 97ZM98 95V94H97ZM111 95V96H110ZM122 95V94H121ZM138 95V94H137ZM139 95H140V93H139ZM143 95H144V92H143ZM143 95L141 96V99H143ZM147 95V94H146ZM31 96V95H30ZM60 95H57V98L59 97ZM74 96H76V94L74 95ZM100 96V97H101ZM129 98H128V97ZM18 97H16V98H12V99H17ZM61 97V96H60ZM59 97V98H60ZM82 97V96H81ZM92 97V96H91ZM91 97H88V98H91ZM99 97V98H100ZM120 97V95H118V98ZM135 97H136V95H135ZM140 97V96H139ZM147 97V96H146ZM76 98H78V96L77 97H74L73 99L72 98H68V100H67V102L68 103H70L71 104V102H72V100H76ZM83 98V97H82ZM80 98V95H79V99H77V103H78V100L79 101H84V99L85 98ZM88 98H87V100H88ZM93 98V99H94ZM102 98H100V100L101 101H97V99H98V96H97V99H95V100H93L94 101V104L96 105V101H97V105H98V107L99 106H101L100 104H102V106L103 107H106L107 105H109L107 108L109 109H111V107H110V104H109V101H108V103H105V99L104 100H102ZM112 98V97H111ZM117 98V97H116ZM116 98L114 99V101L116 102ZM126 98L125 99H123V100H121V101H125L126 103H127V100H126ZM138 98V97H137ZM136 98V99H137ZM27 99V100H26ZM69 99H72L71 100V102H69ZM82 99V100H81ZM92 99V98H91ZM120 99V98H119ZM136 99L134 100L136 103H138L141 99L140 98H138L137 99V101H136ZM149 99V98H148ZM259 99V98H258ZM20 100L18 101V102H20ZM86 100V99H85ZM118 100V99H117ZM130 100H128L129 102V105H130ZM144 100V99H143ZM150 100H148V101H150ZM13 100H11V102H12ZM64 101V100H63ZM93 101H91V103L93 102ZM103 101H104V103L105 104H103ZM110 101H111V99H110ZM112 101H113V99H112ZM112 101L110 102V103H112ZM113 101V102H114ZM120 101V100H119ZM134 101H132L131 102V104L134 102ZM16 102H17V100H16ZM18 102L16 103V104H18ZM64 102H66V100L64 101ZM66 102V103H67ZM89 102L90 101H86V103H84L85 105L87 104H89ZM100 102H102V103H100ZM115 102L113 103V104H115ZM134 102V103H135ZM21 103V102H20ZM65 103V104H66ZM75 104H76V101L74 102ZM74 103H72L71 104V106L70 107H72V105H74ZM89 104V106H87V107H89L90 108V106L92 105H94L93 103L92 104ZM100 103V104H99ZM117 104L119 103V104H122L123 105V102L122 103H120V102H116ZM126 103H124V105L126 104ZM140 104H141V102H139ZM250 103V102H249ZM248 103V104H249ZM11 104H15V102L14 103H11ZM63 104V105H62ZM70 104H66V105H70ZM84 104H82V102H81V104H80V106L78 105L77 107H75V109L73 108H69V110H67L68 109V106H65L64 107V109H65V111H71L70 109H72L73 110V114L72 113H68V112H65L64 111V113H66L65 115H68V114H72L71 116H70V118H71V122H70V124L68 125V123H66L65 121H63L62 122V124L65 122V125L64 126H62V127H60V128H57V130L58 129H60V130H58L59 131V133H58V135L60 134V131H61V135H66L67 136V138L65 137L64 138V136H62L63 137V140H59V142L60 141H62V142H66L67 140H70L68 137L69 136H72V135H76L75 133H80V134H82L83 135V138H78V140H76L77 142H75L74 144L76 145V147H77V149H78V151H83L84 149H86L85 147L83 148V150H82V148L81 147H83V146H85L86 145V147L88 146V149L87 150H89L90 148H92V149H96L95 147L96 146H94V147H90L91 146V143H92V145H93V142H90L89 143V141L85 138L86 137V135H88L87 133H88V129L90 128L92 131H93V129H92V127H94V132L96 131V133H97V128L95 129V126H92V123L93 122H90L91 123V126L90 127H88V125L86 124L87 122L86 121H88L89 122V118H88V114H92V113H94L93 111H95L96 109L98 110V108H96L95 106H93L94 108H96L95 110H94V108H93V111L91 112V111H88L89 110V108L88 109H85V105ZM107 104V105H106ZM113 104H111V105H113ZM117 104H115V105H117ZM162 104V105H161ZM7 105V104H6ZM10 105V104H9ZM81 105H84V107L83 106H81ZM105 105V106H104ZM122 105H120V106H122ZM123 105V106H124ZM127 105V104H126ZM256 105V104H255ZM101 106V108H103ZM120 106H118V107H120ZM143 106V107H142ZM239 106V105H238ZM56 107V108H55ZM115 107V109H111L112 111L113 110H116V106H114ZM113 107V108H114ZM125 107V106H124ZM124 107H122V109L123 110H125V111H123V113L125 112V119H127L126 118V114H128V115H131V111L129 112L128 110H126L127 108H129V106L128 107H126V109H124ZM52 108L54 109L53 111H52ZM67 108V109H66ZM136 108H138V107H136ZM135 108V109H136ZM17 109V111H18V108H16ZM15 109V110H16ZM56 109V110H55ZM100 109V108H99ZM106 109V108H105ZM105 109H104V111H105ZM120 109H121V107H120ZM74 110H76L75 112H74ZM92 110V109H91ZM111 110L109 111V112H111ZM117 110H119V109H117ZM59 111H60V113H59ZM99 111V110H98ZM101 111V110H100ZM103 111V110H102ZM20 112V113H21ZM54 112V113H53ZM106 112V111H105ZM115 112H117V111H115ZM114 111L112 112V113H115ZM130 114H129V113ZM40 113V114H39ZM44 113V114H45ZM68 113V114H67ZM101 113H103V112H101ZM101 113H98V114H101ZM118 113H122V112H119L118 111ZM43 113L40 115V117H41V120H43L42 119V117H43V115H44ZM46 114H49V111H48V113H46ZM45 114V115H46ZM97 114V112L95 113V115ZM97 114V115H98ZM116 114V113H115ZM114 114V117H116L117 115H115ZM1 115V114H0ZM21 115V116H20ZM50 115H48V117H47V119H46V121L45 122H47L49 119L48 118H52ZM65 115L63 114V118L65 117ZM97 115L96 116H94V115H91V116H94V117H97ZM113 115V114H112ZM120 115V114H119ZM118 115V116H119ZM124 115V114H123ZM127 115V116H128ZM47 116V115H46ZM99 116V115H98ZM107 116H110V117H108L109 119L112 117L113 118V116H111L110 115V113L109 114H106V117H105V119L107 118ZM117 116V117H118ZM1 117V118H2ZM39 117V116H38ZM40 117H39V119H40ZM45 117V116H44ZM43 117V118H44ZM53 117V118H54ZM87 117V118H86ZM123 117V116H122ZM52 118V119H53ZM67 118V117H66ZM69 118V116H68V119H70ZM84 118H86V119H88V120H85V122H84ZM6 119V120H7ZM45 119V118H44ZM58 119V118H57ZM68 119H65L64 118V120H68ZM80 119V120H79ZM99 119H100V117H99ZM102 119V118H101ZM116 119H118V118H115V120ZM132 120V121H134V122H132V121H130V120ZM3 120V119H2ZM7 120V121H8ZM37 120V119H36ZM40 120V121H41ZM51 120V119H50ZM49 120V123L51 122V121H54V120H51L50 121ZM63 120V119H62ZM61 120V121H62ZM83 120V121H82ZM90 120H91V117H90ZM97 122H99L98 121V119H95ZM103 120V119H102ZM110 120H112V119H110ZM114 120V119H113ZM195 120V119H194ZM4 122H5V120H3ZM2 121V122H3ZM35 121V120H34ZM34 121H32V124H33V122ZM39 121V122H40ZM58 121V120H57ZM117 121V120H116ZM115 121V122H116ZM31 122V121H30ZM29 122V123H30ZM38 122V120H37V123H39ZM42 122V121H41ZM43 122H44V120H43ZM44 122V124H46L47 125V123H45ZM68 122V121H67ZM82 122H84L85 124H83ZM111 122V121H110ZM110 122H106L105 121V123H104V127H105V125H106V123H109L110 124ZM114 121L111 123V125L110 126H108V128H113L112 130H115V128H114V126H117V123H115ZM121 122V123H120ZM131 122V123H130ZM198 122V123H199ZM21 123V122H20ZM48 123V124H49ZM54 123V122H53ZM55 123H57L56 121H55ZM59 123H61V122H59L58 121V123L57 124H59ZM115 125H114V124ZM17 124H19V123H17ZM23 124V123H22ZM27 124V123H26ZM35 124V123H34ZM41 124H43V123H41ZM43 124V126H45ZM54 125L55 126V128L57 127V126H59V125ZM67 124V125H66ZM94 124H97V126L99 125V128H101L102 126H103V124L102 123H93V125ZM102 124V125H101ZM113 124V125H112ZM186 124H188V123H186ZM3 125H5V124H3ZM10 125V124H9ZM9 125H6L7 127H9ZM20 125V124H19ZM100 125H101V127H100ZM12 126V125H11ZM26 127H29V129L32 127V125H25ZM34 126H38L37 124L36 125H34ZM39 126L40 127H42L40 124H39ZM50 126H51V128H50ZM50 126H46L45 128H44V130H42V128H38V130L40 129L41 131L39 132L38 131V133H34L35 132V128L34 127H32L31 128V130H34V132H32V133H34L35 135L32 137H30L29 138V140H27V142H23L22 140L24 139H22L21 140V144H19V143H17L19 140L17 139V138H19V136L16 138L14 135L15 134H13V136H4L3 134H2V138H0V165H2L1 163L3 162L4 163V165L6 166V162L5 161H8L9 162V159L11 160V157H10V153H11V149L10 148H12L11 146L12 145H15V143H17V144H19V145H21L20 146V149L18 150V151H16V150H14V152H15V154H14V156H12L13 154L12 153H14V152H12L11 153V156H12V159H16V160H13L12 161V163L10 162V164L11 165H8V166H12V164L13 163H18V162H20V164L22 165L25 161H27V158H30V157H33L34 158V155H36L37 154V156H39V158H40V156L41 155H43L44 156V158H45V156H46V158L44 159L43 158V160L45 161V160H47V163H48V152H49V155H51L50 154V151L51 150H54V149H59V147H57L56 145L58 144V143H56L57 141H56V139L57 138H55L54 139V137H53V134L55 133V132H57V130L53 127V129H55V132L53 133L52 132V125H50ZM4 127V126H3ZM2 127V128H3ZM6 127V128H7ZM14 128H15V126H13ZM12 127V128H13ZM21 127H22V125H21ZM23 127H24V125H23ZM22 127V128H23ZM103 127V128H104ZM120 127L118 126V128L120 129ZM189 127V126H188ZM243 127H245V128H243ZM1 128V127H0ZM13 128V129H14ZM21 128V129H22ZM103 128H101L102 129V131L101 130H99V131H101V132H104L105 130H103ZM105 128H107V126L105 127ZM117 128V127H116ZM185 128V127H184ZM243 128V129H242ZM19 129V128H18ZM51 129V130H50ZM111 129H108L109 131L111 130ZM127 129H128V127H127ZM161 129V130H160ZM185 129H187V127L185 128ZM184 129V130H185ZM243 130L242 132L243 133H238V130ZM245 129V130H244ZM254 129V130H253ZM2 130H4V129H2ZM12 129H11V127H10V131H11ZM22 130H24V129H22ZM26 130H28V128H26ZM25 130V131H26ZM89 131V134H91L90 132H92V131ZM107 130V129H106ZM121 130V129H120ZM183 130V131H184ZM7 131V130H6ZM21 131V130H20ZM108 131V132H109ZM116 131H117V129H116ZM126 131V130H125ZM165 131V130H164ZM1 132H3V131H1ZM5 132V131H4ZM9 132V131H8ZM23 132V131H22ZM22 132H20L19 133V131L17 132V133H19V134H21ZM28 132H29V130H28ZM118 133L120 132L119 130L117 131ZM187 133H188V131H186ZM186 132H183V133H185V134H187ZM6 133V132H5ZM13 133V132H12ZM15 133V132H14ZM24 133V132H23ZM23 133L21 134L22 135V137L24 136L23 135ZM31 132H29V134H30ZM107 133V135H109V136H104V134H106ZM110 133V132H109ZM111 133H112V131H111ZM113 133H114V131H113ZM126 133V132H125ZM181 133H182V131H181ZM181 133H180V135H181ZM261 133V134H262ZM10 134V133H9ZM25 134V133H24ZM68 134H69V136H68ZM84 134H85V137H84ZM93 134V133H92ZM91 134V135H92ZM101 134V133H100ZM179 134V133H178ZM190 134H191V132H190ZM0 135H1V133H0ZM16 135H18V134H16ZM27 133H26V135L24 136V137H27ZM77 135H79V134H77ZM94 135V134H93ZM92 135V136H93ZM122 135V136H121ZM184 135V134H183ZM257 135V134H256ZM57 136V135H56ZM92 136H90L91 138H92ZM110 136H111V138H110ZM124 136H126V138H128V139H124ZM178 136V135H177ZM182 136V135H181ZM186 135H184V137H185ZM259 136H260V134H259ZM59 137H60V135H59ZM76 137V136H75ZM78 137V136H77ZM76 137V138H77ZM88 137V136H87ZM97 137H98V133H97ZM187 137H189V134L187 135ZM255 137V136H254ZM32 138V140H30ZM70 138H73V141L75 140L74 139V137L72 136V137H70ZM89 138V137H88ZM177 138H179V137H177ZM263 139L262 140H259V141H256V143L254 142H248V140H247V143H244V145L243 144H237V145H235L234 143L232 144V145H230L229 144V146H230V148H232V147H237V146H240L241 145V147H243V146H246V145H248L249 147H246V148H264V137H262ZM18 141H17V140ZM27 139H28V137H27ZM60 139H61V137H60ZM93 139V138H92ZM95 141H96V134H95ZM133 139V140H132ZM183 139H185V138H183ZM251 139H253V138H251ZM56 142H55V141ZM72 140V139H71ZM91 140V139H90ZM128 140V141H127ZM132 140V141H131ZM166 140H168V141H166ZM178 140V139H177ZM186 140H188V138L186 139ZM254 140V139H253ZM88 141V145H87V142ZM94 141V142H95ZM213 141H215V144H213ZM23 142V143H22ZM61 142V143H62ZM71 143H73L72 141H70ZM117 142H119V143H117ZM162 142H165V143H162ZM180 142L181 141H179V145H180ZM187 141H185V143H186ZM61 143L60 144H58V146H60L61 147ZM69 142H67V144H68ZM70 143V144H71ZM175 144V142L172 144V145H174L175 144V146H178L179 148L178 149H180V146L181 147H183L182 145H184V143H183V141H182V145H178V144ZM188 143V142H187ZM186 143V144H187ZM84 144V145H83ZM133 144H134V146H133ZM158 144V145H157ZM213 144V145H212ZM62 145H64L63 143H62ZM78 145V146H77ZM83 145V146H82ZM117 145V146H116ZM162 145H161V147H162ZM54 146V147H53ZM68 145H66V147L64 146L63 148H62V150L64 149V151L69 147H67ZM72 147H69V148H71V149H67V150H71V152H73V149H75V147L73 146V144L71 145ZM79 146H81V147H79ZM111 146V145H110ZM108 147V148H111V147ZM219 146V145H218ZM19 147V146H18ZM81 148L80 150H79V148ZM107 147H105V149L103 150V148H102V150H100L99 151V149H98V151H99V153L102 151V152H104V153H102L101 152V154L100 155H102V154H104V155H106V158H107V154H108V151H106V153L107 154H105V150H107L106 148ZM122 149H121V148ZM172 147H173V149H175V147L174 146H171V148H167V150L166 149H164V147H162L163 149H162V152L164 153V151H166L165 153H171V154H173L174 153V155H176L175 154V151L172 149ZM14 148H15V146H14ZM160 148V149H159ZM17 149V148H16ZM76 149V150H77ZM100 149H101V147H100ZM121 149V150H120ZM168 149H171L172 151H170V150H168ZM178 149L176 148L175 150L176 151H178ZM212 149V148H211ZM216 149H218L217 147H216ZM9 150H10V152H9ZM60 150V149H59ZM62 150H60V152L62 151ZM66 150V151H67ZM75 150V151H76ZM213 150H215V149H213ZM58 151V150H57ZM63 151V152H64ZM65 151V152H66ZM78 151H76V152H78ZM80 151V152H81ZM85 151L86 150H84V152L82 153L81 152V155H82V157H86V155L85 156H83L84 155V153H85ZM90 151H92L91 149H90ZM90 151H88V152H90ZM94 151V150H93ZM92 151V152H93ZM98 151H96V153L98 152ZM138 151V152H137ZM174 151V152H173ZM180 151H182V150H180ZM207 151V150H206ZM54 152H56L55 150H54ZM59 152V151H58ZM57 152V154H56V156L54 155L53 157H52V155H51V157L53 158V159H49V161L51 160H54V161H52V162H54V164H55V159H58L57 161H58V163H57V161H56V163L59 165V159H60V157L61 158H63L64 157V155H63V153L61 154V155H63V157L62 156H60V155H58L59 153ZM68 152V151H67ZM87 151H86V154L88 153ZM129 152V153H128ZM158 151H156V154H157V157H156V159L158 158V154H161L160 152L161 151H159V153H157ZM173 152V153H172ZM183 152V151H182ZM204 152V151H203ZM209 152H211L210 150H209ZM53 153V152H52ZM69 153H70V151H69ZM96 153H93L92 155H94V154H96ZM99 153H98V156L97 155H95L96 157H99ZM123 152H121L120 153V155L122 154ZM132 153H134V154H132ZM137 153V154H136ZM141 153V154H140ZM162 153V154H163ZM164 153V154H165ZM169 153V154H170ZM177 153V152H176ZM53 154H55V153H53ZM71 154V153H70ZM79 154V153H78ZM77 154V156H75V157H78L79 155ZM117 154V155H118ZM138 154H139V156H138ZM142 154H144L143 156H142ZM156 154H155V156H156ZM163 154V155H164ZM170 154V155H171ZM203 154H205V153H203ZM214 154V153H213ZM227 154V153H226ZM244 154V153H243ZM246 154V153H245ZM249 154V153H248ZM253 154V153H252ZM67 155V154H66ZM72 156L73 155H76L74 152H73V154H71ZM104 155H103V157H104ZM125 155V157L127 156L126 154H124ZM141 155V156H140ZM163 155H159L160 156V159H161V157H163ZM166 155V154H165ZM242 155V154H241ZM255 155V154H254ZM257 155V154H256ZM255 155V156H256ZM57 156H59V157H57ZM87 156H88V158L91 156H89V153L87 154ZM153 156V158H155V156L154 155H152ZM213 155L212 154H209V155H207V153H206V156L205 157H203L202 158V161L201 162H207V161H211V157H212ZM230 156V155H229ZM233 156V155H232ZM231 156V157H232ZM251 156V155H250ZM250 156H248V157H250ZM55 157V158H54ZM57 157V158H56ZM74 157V156H73ZM75 157H74V159H75ZM81 156L79 157V160L82 158ZM92 157V156H91ZM100 157H102V156H100ZM102 157V159H105V157L103 158ZM111 157H109L110 159H111ZM122 160H120L119 158ZM118 159L117 160H119V161H117L116 162V160L115 159H113V160H115V161H113L112 162V166H110V165H108V166H110V168L107 166V164L111 161L110 159V161H108V163L106 164V165H104L105 164V162H103V165L101 164V167L102 166H107V168L106 169H112V167H113V164H115L114 162H116L118 165L121 163V162H125V160H123V158H125V157H123V154H122V157L121 156H119L118 155ZM150 157V158H149ZM165 158H166V156H164ZM163 157V160L162 161H164L165 160V158ZM172 157H175V156H170V158L172 159ZM198 157V156H197ZM200 157H201V155H200ZM220 157H222V155L220 156ZM223 157H225V154H224V156ZM228 157V156H227ZM231 157L229 158V159H231ZM236 156H234V158H235ZM247 157V156H246ZM246 157L244 156H242L241 158H245L244 160H247L246 159ZM251 157H253V156H251ZM258 157H259V155H258ZM261 157V156H260ZM33 158L30 160H28L27 162H34V160H36L35 158H34V160H33ZM38 158V159H39ZM67 157H64V159H66ZM84 158H82L81 160H83ZM87 158V159H88ZM168 158H169V155H168ZM166 159L165 161H167V160H169V159ZM193 158V157H192ZM214 159H215V157H213ZM218 158V157H217ZM226 158V157H225ZM225 158H223V159H225ZM254 158V157H253ZM257 158V157H256ZM38 159H37V161L34 163V164H36L37 162H38ZM41 159V158H40ZM40 159H39V162H40ZM68 160H70V158H67ZM76 159H78V158H76ZM87 159H85V160H87ZM92 159V158H91ZM91 159H89V160H91ZM108 159V158H107ZM138 159V158H137ZM159 159V158H158ZM157 159V160H158ZM183 159H185V158H183ZM182 159V160H183ZM196 159V158H195ZM221 159V158H220ZM223 159H221V161H223ZM227 159V158H226ZM249 159H251V158H249ZM249 159L247 160V161H249ZM42 159H41V162L43 161ZM80 160V161H81ZM93 160V159H92ZM133 160L131 159V161H130V158H129V161L128 160H126L127 161V163L128 164H132V162H133ZM139 160V161H140ZM156 160V161H157ZM192 160V159H191ZM191 160H190V163H191ZM217 160V159H216ZM228 160V159H227ZM233 160V159H232ZM239 160H240V157H239ZM243 160V161H244ZM2 161V162H1ZM50 161V162H51ZM61 161V160H60ZM65 161V160H64ZM63 160L61 161V163H60V165L61 166H63V164L65 163ZM164 161V162H165ZM226 161V160H225ZM253 161V160H252ZM254 161H255V158H254ZM64 162V163H63ZM67 163H68V161H66ZM72 165H73V163L71 162V161H69ZM73 162L75 163V160H73ZM82 162H84V161H82ZM141 162V163H140ZM139 163L140 164H142V163H145L146 164V161L145 162H143V161H140ZM153 162V161H152ZM158 162V161H157ZM157 162H155V163H157ZM161 162V161H160ZM188 162V161H187ZM194 162V161H193ZM251 162V161H250ZM257 162V161H256ZM42 163H44V162H42ZM67 163H65V167H61V169H60V167H59V169L60 170H62V171H64V173H61L60 171H58L57 170V168H56V172H58V174H55V173H53V170H55V167H57V165H55V167H53V164H51V166H52V168H54L53 170H52V173L50 174L49 172H51V170L49 171V168H47V170H48V173H49V175L48 174H46L45 172L47 171H45L44 173H40L39 175H35L36 173H35V170H34V175H35V179H33L34 178V176H32L31 178V180L33 181H27V180H30V179H28V177H26V176H24L25 177V179L27 178V180H25V179H22L21 181H27L28 183H30V184H28V185H26L23 189H21L19 192H16L15 194H18L19 193V196H16V195H14V201H16V200H20V203H19V207H17V208H15V210H11V208L10 209H8V210H5V212H2L1 214H0V227H5V226H7L8 224H10V223H14V222H16L17 221V223H18V221H19V216L20 215H22V213H24L25 214V212L27 211V212H29L30 213V211H32L31 213H35V212H33L34 211V209H31L30 210V205H33L32 203H36L37 201H39V200H41L40 198H42V197H44V196H46V195H63V194H67V193H70V194H74L75 193V187H73V185L78 181V179L79 178H77V177H72V176H68V174H70L71 173V171L73 170V172H74V169L76 168V167H74V165H73V167L71 166V165H69V163L67 164ZM111 163V162H110ZM133 163H136V162H133ZM151 162H149L148 164L149 165H151L150 164ZM154 163V162H153ZM195 163V162H194ZM219 163V162H218ZM217 163V164H218ZM34 164H30V166H34ZM40 164V163H39ZM49 164V163H48ZM116 164V166H118ZM123 164V163H122ZM137 164H138V162H137ZM140 164H139V166H140ZM144 164V165H145ZM180 164V163H179ZM179 164H177V165H179ZM185 164V163H184ZM187 165H190V164H188V163H186ZM192 164V163H191ZM197 164V163H196ZM207 164H209V163H207ZM214 165H216V163H213ZM237 164V163H236ZM236 164H235V166H236ZM246 164H248L249 165V162L248 163H246ZM245 164V165H246ZM251 164H255V162L253 163H251ZM260 164V163H259ZM259 164H256V165H258L259 166ZM17 165V164H16ZM19 165V164H18ZM23 165H25V163L23 164ZM29 165V164H28ZM42 165H44V164H42ZM42 165H40V166H42ZM45 165H46V162H45ZM66 165H69V166H67V168L69 167H71L72 169H71V171H70V173H68L69 171H68V169L66 168ZM78 164H75V166H77ZM83 165V164H82ZM82 165H81V167H79V168H82ZM125 165H126V163H125ZM143 165V164H142ZM143 165V166H144ZM153 165V164H152ZM187 165H186V169H187ZM193 165V164H192ZM195 165V164H194ZM255 165V167H257ZM264 165V164H263ZM262 165V166H263ZM7 166V167H8ZM26 166V168H27V165H25ZM36 166V165H35ZM37 166H38V163H37ZM36 166V167H37ZM50 166V167H51ZM79 166H80V163H79ZM88 166V165H87ZM86 166V168H88V167H90V166H94V165H90V166H88L87 167ZM97 166H99V165H97ZM116 166L114 165V168H116ZM132 166H134V165H132ZM147 166V165H146ZM181 166H182V164H181ZM211 166H212V164H211ZM249 166H251V165H249ZM249 166H248V168H249ZM252 166H254V165H252ZM250 167L251 169L253 168V167ZM1 167V166H0ZM3 167V166H2ZM14 167H15V165H14ZM18 168H17V170L19 171V166H17ZM43 167V166H42ZM95 167V166H94ZM93 167V168H94ZM101 167H100V169H101ZM136 167V166H135ZM137 167H138V165H137ZM179 167H180V165H179ZM189 167V166H188ZM191 167V166H190ZM207 167V166H206ZM206 167H205V169H206ZM246 167V166H245ZM254 167V168H255ZM264 167V166H263ZM263 167H261V168H263ZM16 168V167H15ZM15 168H14V171H15ZM21 168H23V167H21ZM21 168H20V170H21ZM41 168V167H40ZM40 168L38 169V167H37V171L36 172H38L39 170H40ZM85 167H84V169L87 171V170H90V171H92L91 169V167L90 168H88V169H86ZM183 168H185V167H182V169ZM202 169L204 168V166L203 167H201ZM200 168V169H201ZM253 168V169H254ZM260 168V167H259ZM2 169V168H1ZM11 169H13V167L11 168ZM33 169V168H32ZM96 169H99V168H96ZM96 169H93V170H95L94 171V173H96ZM99 169V170H100ZM102 169H104L103 167H102ZM101 169V170H102ZM108 169V170H109ZM168 169V168H167ZM166 169V170H167ZM175 169H176V167H175ZM189 169V168H188ZM187 169V170H188ZM192 169V168H191ZM200 169H198V170H200ZM245 169V168H244ZM258 169V168H257ZM16 170V171H17ZM23 170V169H22ZM22 170H21V172H22ZM24 170H26V169H24ZM24 170H23V172H24ZM68 172H67V171ZM81 170V169H80ZM84 170V171H85ZM247 170V169H246ZM2 171V170H1ZM4 171L5 170H3L2 172H3V175H4ZM10 171H12V170H10ZM9 171V172H10ZM14 171H12V173L14 174ZM17 171V172H18ZM27 171V170H26ZM30 171H32V170H30ZM105 171V170H104ZM164 171V170H163ZM172 172H174L173 170H171ZM183 171H184V169H183ZM186 171V170H185ZM196 171V170H195ZM255 171L257 172H260L259 170H256L255 169ZM40 172H43L42 170L40 171ZM55 172V171H54ZM106 172V171H105ZM105 172H103V173H105ZM166 172V171H165ZM175 172H177V171H175ZM178 172H179V170H178ZM190 172V171H189ZM255 172V173H256ZM1 173V172H0ZM12 173H10V174H12ZM28 173V172H27ZM60 173V174H59ZM75 173V172H74ZM92 173V172H91ZM93 173V174H94ZM97 173H100L98 170H97ZM103 173H101V174H103ZM161 173H163V172H161V171H156V172H152V173H148L149 175H147V176H151V175H155V174H161ZM168 173V172H167ZM7 174H8V170H7ZM13 174L11 175V176H13ZM20 174V173H19ZM25 174H26V172H25ZM32 173H30V174H28L29 176L31 175ZM38 174V173H37ZM46 174V175H45ZM54 174H55V176H54ZM72 174V173H71ZM175 174V173H174ZM173 174V175H174ZM181 174V173H180ZM190 174V173H189ZM188 174V175H189ZM3 175H2V182H4V181H6V178L8 177H6V178H3ZM21 175V174H20ZM169 175V174H168ZM170 175L172 176V173H170ZM179 175V174H178ZM257 175H258V173H257ZM256 175V176H257ZM6 176V172H5V175H4V177ZM15 177H13L14 179H16V176H18L17 175V173H16V175H14ZM22 176H23V174H22ZM165 176V175H164ZM167 176V175H166ZM190 176V175H189ZM193 176V175H192ZM244 176V175H243ZM0 177H1V175H0ZM37 177V178H36ZM84 177V176H83ZM86 177V176H85ZM186 177V176H185ZM234 177V176H233ZM238 177V176H237ZM240 177V176H239ZM9 178V177H8ZM12 178V179H13ZM21 178H23V177H21ZM191 178H194V179H196V177L194 176V177H191ZM230 178V180L228 179V178H225V180H227V181H225L224 179V181L223 180H221V181H223V185H222V187L224 186V185H227V184H224L225 182L226 183H229L228 181H230L231 182V177H229ZM236 178V177H235ZM13 179V180H14ZM153 179H157V178H155V177H153ZM222 179V178H221ZM234 179V178H233ZM233 179H232V182H233ZM239 179H241V178H239ZM17 180V179H16ZM15 180V181H16ZM20 180V179H19ZM238 180V179H237ZM237 180H236V182H237ZM9 181V180H8ZM14 181V182H15ZM25 181L23 182V183H25ZM190 181H191V179H190ZM193 181V180H192ZM245 181V180H244ZM2 182H0V183H2ZM7 182V181H6ZM10 182H11V179H10ZM9 182V183H10ZM232 182L230 183V184H232ZM13 183V182H12ZM22 183V182H21ZM21 183H19L20 185H21ZM170 183V182H169ZM220 183V182H219ZM235 183V182H234ZM241 183H242V181H241ZM244 183V182H243ZM245 183H246V181H245ZM3 184V183H2ZM4 184H5V182H4ZM8 184V183H7ZM11 184V183H10ZM15 184V183H14ZM19 184H18V186H19ZM198 184V183H197ZM221 184V183H220ZM220 184L218 185V186H220ZM235 184H238V183H235ZM1 185V184H0ZM140 184H137V183H129V184H123L121 187H117V189H115L114 190V193L115 194H111L112 195V198H109V199H103V201H101V203H103V205H105V206H108L109 208V210H113V209H117L118 210V208H121L122 207V205H127V206H134L135 205V201H137V200H134V199H132V196L134 195L133 194V191L135 190V189H137L138 188V186H139ZM194 185H196V184H194ZM199 185H200V183H199ZM233 185V184H232ZM4 186V185H3ZM2 186V187H3ZM201 186V185H200ZM234 186V185H233ZM231 187L230 186V188H232L231 190L233 191V188L235 187ZM237 186V185H236ZM17 187V186H16ZM205 187V185H203L202 186V188H204ZM208 187H210V186H208ZM221 187V186H220ZM225 187V186H224ZM238 187V186H237ZM236 187V188H237ZM0 188H1V186H0ZM4 188V187H3ZM177 188V187H176ZM176 188L174 189V190H176ZM187 188H189V187H187ZM229 187H228V189H230ZM235 188V189H236ZM234 189V190H235ZM255 189V188H254ZM178 190V189H177ZM214 190H216L217 191V189H214ZM218 190H220V189H218ZM223 190V189H222ZM222 190H220L221 191V193H222ZM231 190H228L229 192L231 191ZM244 190V189H243ZM262 190V189H261ZM263 190H264V188H263ZM0 191H2V190H0ZM5 191V190H4ZM215 191V192H216ZM227 191V192H228ZM253 191V190H252ZM3 192V191H2ZM218 192V191H217ZM216 192V193H217ZM258 192H261V191H259V189H258ZM220 193V194H221ZM223 193H226L225 191L223 192ZM253 194V193H252ZM255 194V193H254ZM256 194H258L257 193V191H256ZM26 195H31V196H29L28 198H27V196ZM107 195V194H106ZM173 197H174V195H173ZM177 197V196H176ZM24 198H26V199H24ZM232 198V197H231ZM22 199H24V200H22ZM234 199V198H233ZM12 200V201H13ZM33 201V202H32ZM237 202H238V200H237ZM182 203H185V201L184 202H182ZM242 203V202H241ZM29 206H28V205ZM38 204H39V208H40V205H42L43 203H39L38 202ZM186 204V203H185ZM187 204H189V202L187 203ZM231 204V203H230ZM238 204V203H237ZM240 204V203H239ZM35 205V204H34ZM229 205V204H228ZM37 207H38V205H37ZM37 207H32V208H36L37 209ZM43 207V206H42ZM111 207V208H110ZM223 207V206H222ZM221 207V208H222ZM229 207V206H228ZM9 208V207H8ZM219 208V207H218ZM12 209H14V208H12ZM52 208H50V211H52L51 210ZM226 209V208H225ZM223 210V209H222ZM39 211H40V209H39ZM48 211V210H47ZM226 211H227V209H226ZM27 212H26V214H27ZM41 212V211H40ZM40 212H38V213H40ZM46 212V211H45ZM52 212H54L55 213V211L53 210ZM52 212H49V213H47L46 212V214H47V216H45L46 214L45 213H42L41 212V214H43L46 218L48 217V214L50 215V213H52ZM228 212V211H227ZM14 213V214H13ZM115 213V212H114ZM221 213V212H220ZM229 213V212H228ZM25 214V215H26ZM56 214H58L57 212H56ZM223 214V213H222ZM221 214V215H222ZM39 216H37L36 218L38 219V217H40V214H38ZM42 215V216H43ZM220 215V214H219ZM224 215H225V213H224ZM41 216V217H42ZM43 216V217H44ZM50 216H54V215H50ZM58 216H59V214H58ZM25 216L24 215H22V218H24ZM42 217V218H43ZM57 217V216H56ZM56 217L54 216V217H52V218H54V219H56ZM256 217V216H255ZM49 218V217H48ZM105 218H106V216H105ZM39 221L40 220H43V219H41V218H39L38 219ZM37 220V222H39ZM49 220H51V218L49 219ZM48 220V221H49ZM57 220V219H56ZM105 220V219H104ZM118 220V219H117ZM45 221V220H44ZM43 221V222H44ZM47 221V220H46ZM30 222L31 221H28L27 222V224L26 225H28V224H30ZM42 222V223H43ZM56 222V221H55ZM16 223V224H17ZM46 223V222H45ZM255 237V236H254ZM258 237H260V236H258ZM257 237V238H258ZM250 238V237H249ZM184 239V238H183ZM208 239V238H207ZM242 239H244V238H242ZM246 239V238H245ZM253 239V238H252ZM188 240V239H187ZM196 240V239H195ZM232 240V239H231ZM249 240V239H248ZM255 240V239H254ZM19 241V239H16L15 240V246H17V244L19 243L18 242ZM181 241H183V240H181ZM191 241V240H190ZM190 241H188V243L190 242ZM207 241V240H206ZM226 241V240H225ZM229 241V240H228ZM235 241V240H234ZM240 241H241V239H240ZM245 241V240H244ZM250 241V240H249ZM256 241V240H255ZM259 241V240H258ZM200 242H202L201 243V245L203 244V246L205 245V243L207 244V246L209 245L208 244V242H205V237H204V240L203 241H199V243ZM204 242V243H203ZM231 242V241H230ZM242 242V241H241ZM247 242V241H246ZM245 242V243H246ZM260 242H262V241H260ZM185 243H187V242H185ZM194 243V242H193ZM197 243V242H196ZM198 243V244H199ZM211 244H212V242H210ZM217 244H218V242H216ZM215 243V244H216ZM245 243H242V244H245ZM249 243V242H248ZM250 243H253V240H252V242H250ZM257 243H259V242H255V244L253 243L252 245H256ZM214 244V243H213ZM236 244V243H235ZM242 244H239V245H241V247H240V249L242 248ZM188 245V244H187ZM192 245H194V244H192ZM225 245V244H224ZM233 245V244H232ZM252 245H250V247L252 246ZM259 245H261V244H259ZM263 245V244H262ZM172 246H173V244H172ZM178 246H180V245H178ZM177 246V247H178ZM189 246H191V244L189 245ZM209 246H211V245H209ZM254 246H253V248H254ZM257 246H258V244H257ZM264 246V245H263ZM259 247H261V246H258V248ZM184 249H185V247H183ZM182 248V249H183ZM196 248H197V246H196ZM246 248V247H245ZM244 248V249H245ZM252 248V250H247L248 249V247L246 248V250H247V252H249V253H252V255L253 256H257V254H258V256L260 255V256H263L264 255V251L262 250V248H260V249H256V246H255V248L253 249ZM179 249V248H178ZM182 249H179V250H182ZM183 249V251H185V252H187V249L186 250H184ZM243 249V248H242ZM242 249H241V251H242ZM263 249H264V247H263ZM192 250V248L190 247V251ZM233 250H235V249H233ZM236 250H238L237 248H236ZM245 250V251H246ZM259 250H261V251H263V252H261V251H259ZM175 251V250H174ZM189 251V250H188ZM255 251V252H254ZM227 252V251H226ZM233 252H236V251H233ZM244 252V251H243ZM242 252V253H243ZM263 253V254H261V253ZM178 253H180V252H178ZM196 253V252H195ZM241 253V252H240ZM175 254V253H174ZM181 254V253H180ZM187 254V253H186ZM189 254V253H188ZM192 254V253H191ZM245 255H246V252L244 253ZM248 254V253H247ZM65 255H67V254H65ZM249 255V254H248ZM251 255V256H252ZM64 256V255H63ZM171 257H172V255H171ZM236 258H239V257H236ZM260 258V257H259ZM259 258H255V257H250V259L249 260H243V261H239V262H245V264H263V263H261V261H263L261 258L259 259ZM55 259V258H54ZM179 259V258H178ZM183 259V260H182ZM181 259V261H185L186 260V256L184 257V258H182ZM264 259V258H263ZM256 260H259V261H256ZM231 261V260H230ZM233 261V260H232ZM47 262V261H46ZM178 262V261H177ZM176 262V263H177ZM50 263V262H49ZM227 263H229V261L227 262ZM226 263V264H227ZM233 263V262H232ZM236 263V261L234 262V264ZM47 264V263H46ZM171 264V263H170ZM174 264V263H173ZM236 264H238V262L236 263ZM241 264V263H240Z\"/></svg>",
    "mask_w": 264,
    "mask_h": 264
},
{
    "label": "water",
    "instance_id": "obj_3",
    "mask_svg": "<svg viewBox=\"0 0 264 264\" xmlns=\"http://www.w3.org/2000/svg\"><path fill=\"white\" fill-rule=\"evenodd\" d=\"M95 211H96V210H95ZM95 211H94V209H93V212H95ZM93 214H94V213H93ZM94 215H95V214H94ZM94 215H93L92 218H91L92 221H95V220L97 219V217H95L96 215H95V216H94ZM86 227H87L86 225H83L81 228H79L78 230H76V232H78V231H80V230H84V229H86ZM80 244H81V243H80Z\"/></svg>",
    "mask_w": 264,
    "mask_h": 264
}]
</instances>
